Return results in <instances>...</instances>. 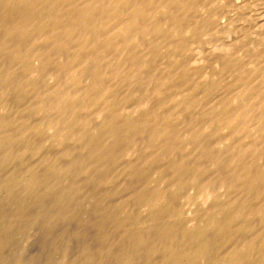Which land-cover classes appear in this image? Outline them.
Masks as SVG:
<instances>
[{
	"label": "rangeland",
	"instance_id": "374dc122",
	"mask_svg": "<svg viewBox=\"0 0 264 264\" xmlns=\"http://www.w3.org/2000/svg\"><path fill=\"white\" fill-rule=\"evenodd\" d=\"M57 1L56 0H27V1L0 0V89H1L0 90V149H1L0 150V172H1L0 173V192H1L0 193V264H124V263L125 264L127 263L128 264H157V263L181 264L182 261H185L182 264H239L238 261L241 260L240 262H242L245 258H241V256L240 258H238V256L236 255L238 253L237 250H239L237 249V245L242 244L243 242H244L243 243L244 246L245 243H247L245 246L246 248L245 250L246 251L249 250V251L244 252L246 254L248 253V255L246 254L243 255V253H240L242 254V257L247 256L249 258L252 255L253 259L249 258V260H247L248 262L250 261L249 264H253V263L262 264L261 262L264 261V249L260 248L259 245L258 247H256L255 245H251V247L248 246L247 248V245H249V241L251 244H253V239L255 238L257 230L259 229L258 226L262 223L260 219L258 218L255 219V217L252 216V211H250L252 210L251 206L254 207V208L252 207L253 209L255 210L257 209L258 205L256 203H258L259 197L257 198L256 197L257 194H256L254 196V200L252 199L253 205L251 204V202H248L249 206L247 205L245 209H243L242 208L243 206L241 207L240 205H242L241 198L243 200L242 196L244 195V191H245L246 182L244 178H241L240 181L238 182L237 181L235 182L236 179H234L233 182L234 177L230 176V179H232L231 183H229L230 185L227 183L226 185L227 187L226 186L224 188L219 187L218 182L216 181L218 180L220 173L227 174L229 173V171H231L230 165L227 163L226 160H221L218 164L214 162L216 160V157L215 159L212 157H213V153L214 154L216 153V149H212L213 142L208 138V136L206 135L201 136V132L199 130H198L199 131L198 138H196L195 141L192 140L191 142L189 141L188 143L186 142L187 140H183L186 137H188L189 131H191L190 123L194 119V117L193 118L191 117L190 119V117H188L189 114H187L188 116L186 115V117L184 115L176 116L178 117V121L176 122V125L178 126H176L174 130L171 129L172 132L170 133L171 136L169 135L170 137H167L166 139L162 138L158 143L156 141L155 143H152L154 142L152 141L153 137L149 135H148L149 137L146 135H140L143 136L141 138L140 136L138 137L136 135H132L131 139L129 138L131 134L127 135L128 137H125L124 138L125 140L123 139L120 143L121 145L120 150L116 151L117 153H115L116 155L119 154L120 156L112 155L113 157L112 156L111 157L112 158L116 157V159L114 158L115 160L111 162L110 166L108 164L105 165V163H101L100 161L102 160V158L105 159V155L108 156L109 154H101L99 155V158L100 156L102 157V155L103 157L101 159L97 158L100 161L99 164L101 167L98 166L99 164H96L98 162L96 160L91 162L86 161L87 165L85 164V162H80L81 160L77 161V159H74L73 161L70 160V162L62 161V163H60L61 160L59 159V157L61 158L63 155H65L66 151L64 152L63 149L66 150L67 149L66 146L68 145L67 142H65L64 144V141L63 142L58 141L56 143L54 142L51 145L52 149H48L49 145L46 143V139L49 134V132H47L48 131L47 122L50 119V117L52 118V115H56L55 113L56 110H53L52 107L50 106H49L50 108L47 106V108L49 109H46L45 106L43 107L44 103L43 105L42 103H40V107H42V109H38V110L41 112H39L38 110L34 111L36 108L35 105L37 106V104H39V102L37 101L39 98L38 93L39 95L43 94V96H41L42 98L44 97L46 98V95L43 92H40V90L39 92H37L36 95L35 93L33 94L31 93L27 95L26 94L19 95L16 92L15 86L14 84H12L13 82L9 79V75H10L9 73L11 71V67H13L11 66L13 63H10L12 62V60L10 59L11 56L9 55H12L11 52L14 49L32 50L33 48L31 47L35 48L37 46L34 45L36 44L34 43L36 42V40L37 41H39L40 39L42 40V37L44 38L45 35H48L45 36L46 38L50 36H54L58 32L56 31L55 34L54 32L55 30L51 28H47V29L37 28L39 31L37 30V32H34L36 31L35 29L36 26L32 25L31 27L27 28L29 29L28 32L30 31L29 34L26 32L27 29L24 32L25 34L31 35L32 37L30 36L25 37V34L22 35L23 34L22 32H20V34L17 33L19 37L21 36L23 38L24 36L23 39H25L24 41L26 43L24 41L21 42L22 38H18L19 39L18 41L20 42H18L17 44L15 43L12 44L10 39L13 34L12 32L14 31L11 30L13 28V26L11 25L12 24L11 21H13L12 19H20L21 17L22 18L42 17L43 19L46 18L50 19L51 17H53L52 20L54 19L62 20L65 17L67 18V15L69 16L75 15L76 17L80 16V18H82L85 15V14L83 15V13L86 11V9L88 10V12L91 13V16L93 15L94 17H97L99 15V17H101L100 16L102 15L101 11L103 10V12H105L104 11L105 8H102V10L100 8L108 5L107 3H110V1L112 2L114 0H109V2H107V0H95V1L72 0L69 6H65L66 8L63 6L64 4L60 6V3H62L60 1L62 0H57ZM124 1L128 6L118 7L120 9L119 11H121V14L120 13L116 14L115 15L116 17H121V16L124 17L126 13H128V15L126 14V16H130V13H133L132 6L134 5L135 7L137 4L136 7H138V3L139 4L142 3L141 4L142 7L139 6V8H137L139 9V12L141 13L143 11L145 13L144 17L142 18H147V17L156 18L158 16L162 17L163 14L160 6L168 3L170 0H124ZM93 3L95 5L99 3V5H96L99 7H94ZM102 3L103 4L106 3V5H103ZM152 3L153 4L155 3L154 5H156V3L157 5L160 4L161 5L159 7L157 6L148 7L149 4L153 5ZM210 4H212V6H214L215 8L213 7L214 8L213 9L210 6ZM58 5L60 6V8ZM86 5L88 6L89 9L86 7ZM90 6L92 7L90 8ZM198 8H200L202 14V15L200 14V16H197L199 19L194 15H192L194 17L192 18L194 22L191 19L193 22L192 24L190 18H185L184 19L185 21L183 22L184 24L180 26L182 31L179 28V32L182 33L179 35L180 38L179 37L177 38L178 41L169 42L171 44L172 43L175 44L178 42V44L182 46L188 45L189 50H162V51L157 50L159 52H157L156 50H141L142 52H146L145 56L149 59V61L153 65H155L156 67L157 65L158 67H160L161 65H162L161 67H163L168 63L170 65L172 64L170 62L177 60L176 57L180 58L179 60H181L183 64L186 63L185 65L193 64V66L205 67L207 68L208 72L209 70L211 71L214 70L216 67L218 68L222 66V64L226 60L232 61V64L235 63L233 65H236L238 67L241 66L243 67L246 65L251 66V65H255L256 63L264 65V0H228V1L207 0L205 2L200 3V5H198ZM94 11L97 13H94ZM122 11H125V13L123 12L124 14H122ZM74 12H77V14L76 13L74 14ZM117 15H121V16H117ZM216 17L217 20L215 19ZM188 19L189 21H186ZM34 26L35 28H32ZM31 28H32V32H34L33 35L30 30ZM69 30H68L69 32L72 31V29L70 28ZM75 31L80 32L81 30H75ZM9 32H11V34H9ZM41 32L43 33L42 36H38L41 35ZM51 32L54 34L51 35ZM35 33H37L36 38H35ZM80 33H84V32L81 31ZM60 35H64V33L59 32L56 36H60ZM154 36L156 35L154 34L149 35V37L152 40L155 38ZM27 40L32 41L31 47H29L31 45L30 41ZM43 40H45V38ZM64 40H66V42L68 41L67 43L63 41L64 44L67 45L69 43L68 44L69 46L68 45L64 46L63 42L61 45H63L66 49H69L70 48L69 40L67 39ZM6 46L8 47V49ZM14 46L16 47L13 48ZM177 53L179 56L177 55ZM23 55L26 54L24 53ZM26 56L27 57L30 56L31 59L33 57L31 56V54ZM171 59L173 60L171 61ZM26 60H27V64L29 65L30 63H28V61L30 60H28V58ZM44 76L45 75H43L44 78L43 84L46 85V86L44 85L45 87L47 86L48 88L53 87V84L57 86L58 83L60 85L59 80L53 78L54 79L53 81L52 77L49 76L50 82H48L49 77L45 79L46 76L45 77ZM44 86H42L41 88L42 90L43 88H45ZM43 91H45V89ZM16 95L17 97L18 96L21 97L17 98ZM194 97L191 101L195 100L196 98H197L196 100H198V97L195 98ZM30 98L31 99L33 98L32 102L35 101L36 103L35 105H33L34 102L32 103L30 101ZM189 98L191 99V96H189ZM19 99L22 100L21 103L19 102L20 101ZM44 101H45V105H47L46 103L48 101L47 98ZM181 101L182 103L184 102L183 100ZM26 102L29 104V108ZM177 103L181 104L180 101H177ZM171 107L173 108V106ZM31 108L33 111H31ZM43 109L45 111H42ZM17 111L21 113H18ZM93 111L95 113L94 112L92 113L93 115L95 114L94 116L96 117L97 110L96 111L93 110ZM92 113H88V123L86 128L90 127L92 129L94 127L92 125L94 121L92 119L93 117L91 116ZM19 114L22 115L18 116ZM171 115H168V117H171ZM15 116L16 118L18 117V119H16ZM12 118L14 120H12ZM19 119L21 120L19 121ZM11 120L12 123H14L13 125H11L12 127L9 126ZM15 121H17V123L20 124L18 125ZM99 121L100 122L98 123L100 124L98 125L97 123L98 126L97 129L101 127H102L101 129H103V130L99 129V131L105 132L106 130V132H108V130L109 131L112 130L111 127H113V123L111 122V120L109 121L108 118L105 119V117L103 116L102 119ZM195 121L196 119L193 122ZM27 122L30 123L26 127L27 124L25 125L24 123ZM110 122L112 124H110ZM30 124H33V126L32 125L30 126ZM23 125L24 127H22ZM187 125L189 126V129ZM13 127H16L17 129ZM181 127L185 129L184 131L186 130L188 131L186 132V134L184 132L183 135L184 137L181 138L180 141L176 139L177 138L176 135H178V132L183 133ZM178 128H181V130ZM20 129L26 130V132H24L23 130L22 132ZM19 131H21V133ZM8 136L10 137V139L12 137H14L15 139L18 138L16 141H13L11 139L15 146L12 144V141H11L12 145H10V147L9 145H4L7 144L6 139ZM27 136L29 137L31 136V139L34 140V143L33 140L31 142L30 138L28 137L29 138L28 139ZM173 139L176 141H174ZM124 142H126V144ZM146 142L148 143V146ZM45 143L47 145L46 148H44ZM61 143H63V145ZM211 143H212V147L211 145H209ZM30 144H34V145L36 144L38 146L35 145L33 147V145ZM122 144H124L123 147ZM128 144L130 146H128ZM58 145H59L58 149L59 148L60 150L62 149L60 152L58 149H57L58 151L55 150ZM7 146L9 148H7ZM126 146H128V148ZM5 147L7 148V150H5ZM29 147L31 148L28 150ZM34 148H36V152ZM77 148H75L76 150L74 149L75 154L77 151H80V147L79 149ZM22 150L23 152L24 151L25 152L23 153ZM38 150L41 151L39 152ZM54 150L55 152L52 153V151ZM127 150L130 151L127 152ZM7 151L9 152L7 153ZM11 151L13 152V154H10ZM32 151H34L35 153ZM43 151L45 152V154L43 153ZM123 153L124 154L126 153L125 157L124 155H122ZM41 154L43 156H41ZM46 154L48 155L46 156ZM7 155L9 157H7ZM76 155L78 159H84L83 157L78 156V154ZM48 156H50V158L53 160L52 162ZM107 156L106 158L110 157ZM73 157L76 158V156ZM44 159L46 160L44 161ZM58 159L59 162H57ZM109 160H111V158H109ZM209 160L211 162L213 161L214 164L212 165L211 162H208ZM53 162L58 163V165L61 164L60 167L64 163L63 165L64 169H62L63 167L60 168L55 163L53 164ZM89 162L92 166L88 164ZM94 162L96 165H94ZM72 163L76 165V167L74 166L75 168L73 167ZM113 164L116 166H113ZM102 165L104 166L105 169L104 168L102 169L103 167ZM199 165L201 167H204L205 169L204 168H203L204 170L202 168L200 169ZM54 166L58 167V169H56V167ZM87 166L88 168L89 167L90 168L88 169ZM105 166L106 167L108 166V168L109 167L110 168L106 169ZM209 166H211L212 168H210ZM91 167H95V168H91ZM35 168H38L40 171ZM210 169H213V171ZM62 170L64 171L62 172ZM70 170H72V173H70L71 172ZM80 170L82 172H85L86 174L82 173ZM214 170H216L217 172L216 174L219 173V175H217L218 178L215 176L217 178V179L215 178V181H214V175L216 174L214 175L209 174L211 173V171L214 172ZM205 171H207V173ZM29 172L33 174L31 175ZM38 172L44 174V176L43 175L40 176ZM196 172L198 173L199 176L197 175ZM204 172L206 173V175L205 176L201 175ZM138 173L139 175H137ZM69 174L72 175L70 176ZM210 175L213 177V179ZM227 175H232V174L230 172ZM29 176L31 179L29 178ZM208 176L211 178L208 179ZM41 177L44 179H42ZM58 177H61L62 180L61 178ZM200 177H202V179L204 180H200L201 179ZM205 177L207 178L205 179ZM33 178L34 181L32 180ZM45 178H47V181ZM12 179H15L16 181L13 180L14 181L13 182ZM17 179L19 182L17 181ZM27 179H30L31 181ZM203 181L205 182L214 181V183L216 184L210 182L212 185H209L208 182L205 183ZM6 182L8 183L6 184ZM40 182L44 183L45 185L41 184ZM68 185H70V187ZM200 185H202V187ZM215 185L216 187L214 188ZM24 186H26L27 190L29 187L30 191L29 190L27 191ZM206 186L212 189L207 190ZM32 187L34 188L32 189ZM39 189H40V193H39ZM207 191L211 196L210 199L206 198V194H208ZM29 192L32 196L29 194ZM34 196L37 197L35 198ZM30 197H32L33 199H30ZM255 198L257 201L255 200ZM58 199L59 200L61 199L62 201H59ZM57 202H59V204L57 205L56 208L54 206H56ZM239 207H241L243 211L241 210V208L239 209ZM19 208L21 209V211ZM57 210L61 212L59 213L61 215L56 214ZM239 210H241V214L238 213L240 212ZM246 211L248 212L250 211L249 212L250 214L247 213ZM49 212L51 213V215L49 214ZM222 219L223 220L227 219V220L223 221ZM225 222L227 225L224 224ZM43 223L44 226L42 225ZM256 223L258 224L256 225ZM218 225L221 226L222 228L219 227ZM250 225H253V228H251L252 226L250 227ZM254 226H256V228ZM240 227L242 232L246 231L247 234L246 233L243 234L240 230ZM247 227L250 230L251 229L254 230L247 231L248 230ZM218 228H221V230ZM223 228L226 230V232H224L225 230ZM235 228L239 229L240 231H238L237 229L234 230ZM198 231L200 232L198 233ZM238 232L240 233L237 234V236H235L236 233ZM199 234L200 237H197V240L196 238H193V235H199ZM169 235L173 241L169 239L168 237ZM239 235L244 240H242L241 237L240 239ZM186 239H188L189 241L188 240L186 241ZM206 239L207 240L209 239L210 241L208 242L206 241ZM200 240L203 241V244ZM216 241L219 243V245L222 244V246L221 245L219 246ZM214 242L216 243V245L214 244ZM210 243L212 246H208ZM199 245L202 246V248ZM203 245L206 246L204 249H203ZM217 245L221 248L222 247L224 248H222V250L220 251L221 248L217 247ZM240 246L241 245H239L238 247L244 248L243 246L242 247ZM209 247L212 248V250ZM254 247H256L259 250V251L257 250L258 255L255 254L257 252H256V248ZM206 248L208 250L210 249V251L209 252L206 251ZM215 249L218 252H214L216 251ZM223 249L225 250L223 251ZM172 250L174 253L172 252ZM177 250L178 252H176ZM190 250L192 251L190 252ZM193 250L195 252H193ZM201 250L202 252H200ZM198 251L200 252L199 253L200 256H197L199 255L197 253ZM205 251L206 253L208 252L209 254L208 253L205 254L204 253ZM226 251L228 252L227 255L225 253ZM250 252H254V253H250ZM233 253L235 254V256ZM178 254H180L181 256ZM189 254L191 255V257H189ZM201 254L202 255L205 254L206 257L204 255L202 256ZM222 254H224V256H222ZM229 254L234 257L230 256L228 257L229 259H227V256H229ZM253 254L255 256H253ZM259 254L263 256H260ZM177 256L179 257L176 258ZM259 256L260 258H258ZM182 257L183 259L180 262ZM261 258L263 261L260 260ZM233 259L235 260L236 263L232 261ZM246 259L244 261L248 264ZM253 260L254 261L256 260L255 261L256 263L253 262ZM259 260L260 263H258Z\"/></svg>",
	"mask_w": 264,
	"mask_h": 264
},
{
	"label": "bare ground",
	"instance_id": "6f19581e",
	"mask_svg": "<svg viewBox=\"0 0 264 264\" xmlns=\"http://www.w3.org/2000/svg\"><path fill=\"white\" fill-rule=\"evenodd\" d=\"M71 1L72 0H65V1L62 0V1H60V2H62V3H60V6H62V4H64L63 5L64 7L69 6ZM205 1H207V0H170L168 3H166L162 6H160L161 5L160 3H159L160 5H157L158 2L156 3V5H154L155 3L154 4L152 3L153 5L149 4L148 7H151V6L152 7L153 6L159 7L160 6V8L162 9L163 16L159 17L157 15L158 17H156V18L155 17L154 18H151V17L142 18V17H144L145 13L143 11L140 13L139 9H137V8H139V6L142 7L141 6L142 3L141 4L138 3V7H136L137 4L135 7H134V5L132 6L133 13H130V16H126V14L128 15V13H126L124 17L121 15H117V16H121V17H116L115 16L116 14H119V13L121 14V11H119L120 9L118 7H123V6L126 7L128 5L125 3L124 0H114V1H112L113 3L111 1H110V3H107L108 5H106V3L105 4L102 3L103 5H106V6L101 7L100 9L102 10V8H105L107 11L104 9L105 12H103V10H102L101 11L102 15H100L101 17H99V15L97 17H94L93 15L91 16V13L88 12V10L86 9V11L83 13V15L85 14L86 16L84 15L82 18H80V16L76 17L75 15H70V16L67 15V18L65 17L66 19L65 18L62 19L63 17L59 18L62 20H58V19L52 20L53 17H51V16H50L51 17L50 19L49 18L47 19L46 17H45L46 19H43L42 17H39V18H28V17L22 18L21 17L20 18L21 20L20 19H12L13 21L10 20L12 23L11 25L13 26V28L11 30H13L14 32H12L13 34H12L11 39L9 38L11 40L12 44H14V43L17 44L18 42H20V41H18L19 40L18 38H22L21 36L19 37L17 33L20 34V32H22L23 34L22 33L21 34L24 35L25 30L28 27H31L32 25L36 26V28H35V26L32 27V28L36 29V31H34V32H37L38 29L51 28V29L55 30L54 31L55 34L57 31L58 33L59 32L64 33V35L56 36L58 34L57 33L56 35L50 36L47 38L45 36H48V35H45L44 36L45 40H43L44 39L43 37H42V40L39 37V39H40L39 41L36 40V42H34V40H33V42L36 43V44H34V43L33 44L38 46V47L36 46L35 48L31 47L32 46V43H31L32 41H30L31 39L27 40V41H30L31 45L29 47L33 48L32 50L31 49L30 50H26V49L25 50H20V49L15 50L14 49L11 52L12 55H9V56H11L10 59L12 60V62H10V61L9 62L13 63L11 65L13 67H11V71L9 73L10 74L9 79L13 82L12 84H14L16 92L19 95H23V94L27 95V94H31V93L32 94L35 93V95H36L37 92H39V90H40V92H43L46 95V98L48 100L46 102L47 105H45V101H44V100H46V98L45 97H44L45 99L42 98L41 96H43V94L39 95V93H38L39 98H38V100L36 98L35 99L39 102V104H37V106H36L35 101H33L34 102L33 105H35V107H36L34 111H37L38 109H42V107H40V103H42V105L44 103L43 107L45 106L46 109H49L50 107H52L53 110H56V112H55L56 115H52V118L50 117V119L47 122L48 131L47 130L46 131L49 132V134L47 133L48 137L47 136H45V137H47L46 143L49 145L48 149H52L51 145L54 142L56 143L58 141L59 142L64 141V144H65V142H67V144H68L66 146L67 149L66 150L63 149L64 152L66 151L65 155H63L61 158L59 157V159L61 160L60 163H62V161L63 162L64 161L70 162V160L73 161L74 159H77V161L81 160L80 162H85V164H86V161L91 162V161L96 160V161H98L96 164H99V162L101 161V163H105V165L108 164L110 166L111 162H113V160L116 159V157H114L115 159L112 158L113 157L112 155L115 156L116 155L115 153H117L116 151L120 150V148H121L120 143L125 137H128L127 135L131 134L129 137L130 139H131L132 135H136L138 137L140 135H146V136L149 135V136L153 137V140L152 139L151 140L154 142H152V143H155V141L158 143L162 138L166 139L167 137H170L171 136L170 133L172 132L171 129L174 130L175 127L178 126V125H176V122L178 121V117H176V116L184 115L186 117V115L189 114V116L188 115L187 116L190 117V119H191V117L192 118L194 117L193 121L196 119L195 122L190 120V121H192L190 123V129H191V131H189L190 136L188 135V137H186L188 139L185 138L183 140H187L186 142H188V143H189V141L191 142L192 140L195 141V139L198 138V135H199L198 132L199 131L201 132V136L202 135L208 136V138L213 142V148L212 149H216V153L215 154L213 153V157H212L214 159L216 157V160L214 162L216 164H218L221 160H226L227 163L230 165V169H231V171H229V173L231 172L232 175H227L229 173H227V174L226 173L225 174L220 173V176L218 178L217 175H219V173L216 174L217 173L216 170H214L215 173L212 172L213 169H210L212 171L209 174H211V175L216 174V175H214V181H215V178L217 177L218 180L216 182H218V185L221 188H224L227 185V183L228 184L231 183L232 179H230V176L234 177V178L232 177L233 182H234V179H236L235 182L240 181L241 178L245 179V182H246L245 183V191H244V195L242 196L243 200L241 198L242 205H240L241 207L243 206L242 207L243 209H245V207L248 205V202H251V204L253 205L252 199L254 200V196L257 194L256 197L257 198L259 197L258 203H256L258 205V207L255 210V209H253L254 207L250 205L251 209H252L250 211H252V216L255 217V219H257V218L260 219L262 223L258 226L259 229L257 228L258 230H257V233L255 235V238L253 237L254 238L253 244H251L249 241V245H247V248H248V246L251 247V245H255L256 247H258V245H259L260 248L264 249V65L257 64L255 62L256 63L255 65H251V66L246 65L243 67L242 66L238 67L236 65H233L235 63L232 64V61L226 60V61H224L222 66H220L218 68L216 67L214 70H211V71L209 70V72H210L209 73L207 71V68H205V67L193 66V64L192 65H189V64L185 65L186 63L183 64L181 62V60H179L180 58L176 57L177 58L176 61L174 60L173 62H170L172 64L169 65V63H168L167 65H165L163 67H161L162 65L160 67H158V65H157V67H156L145 56L146 52L141 51V50H156V51L157 50H159V51L160 50L161 51L162 50H189L188 45L182 46V45L178 44V42L175 44L174 43L171 44L169 42L170 41L171 42L178 41L177 38L179 37L180 34H182L179 32V28L182 24H184L183 22L185 21L184 20L185 18H190V21L192 22V20H193L192 18H194L192 15H194L195 17L200 16L201 11H200V8H198V5H200V3L205 2ZM98 2H100V1H98ZM107 2H109V0H107ZM31 3H33V2H31ZM76 3H78V2H76ZM96 5H99V3H97ZM96 5L94 4V7H99ZM60 6H59V8H60ZM210 6L212 8L214 7V6H212V4H210ZM86 7L88 8L87 5H86ZM91 7L92 6H90V8ZM157 7H155V8H157ZM31 9H32V7H31ZM123 9H121V10H123ZM201 9H202V7H201ZM158 10H160V9H158ZM125 11H122V14H124ZM202 12H203V10H202ZM50 13H52V12H50ZM75 13L77 14V12H74V14ZM94 13H97V12L94 11ZM35 14H34V16H35ZM59 16H60V14H59ZM219 18H220V16H219ZM215 19L217 20V17ZM186 21H189V19ZM193 22H194V20H193ZM193 22H192V24H193ZM12 26H10V27H12ZM32 28L30 29L31 32H32ZM69 28L72 29L71 32H69L70 31ZM35 29H33V30H35ZM215 29H216V27H215ZM28 30L29 29H27L26 32L29 34L30 31L28 32ZM75 30H81L84 33H80L81 31L80 32L77 31V32H79V33H77ZM180 30H181V28H180ZM132 31H134V32H132ZM215 31H217V30H215ZM15 32H16V34H15ZM34 32H32V35ZM52 32H51V35L54 34ZM136 32H139V33H136ZM135 33H136V35H135ZM150 33L156 35V36H154L156 39L154 38L152 40L149 37V35H151ZM9 34H11V32H9ZM28 34H25V37L26 36L32 37L31 35H28ZM36 34L37 33H35V38H36ZM42 34L43 33L41 32V35H38V36H42ZM44 34H46V33H44ZM49 35H50V32H49ZM23 38H24V36H23ZM23 38H22L21 42H23L25 40ZM64 39L69 40V42H70V48L69 49H66L64 47V46H67L69 44L68 43L67 45H65L64 42H66V40H64ZM62 42H63L64 46L61 45ZM243 42H245V41H243ZM16 46H14L13 48H15ZM7 49H8V47H7ZM46 49H48V50H46ZM159 51H157V52H159ZM24 53L26 55L31 54V56H33L32 59L30 58V56L27 57L26 55H23ZM22 55H23V57H22ZM177 55H178V53H177ZM6 56H7V54H6ZM27 58H28V60H30V61H28V63H30L29 65L27 64V60H26ZM173 59H171V61ZM233 60H234V58H233ZM43 75L46 76V77L44 76L45 79H47L49 76H51L52 79L55 78V79L59 80L60 85H59V83H58V85L56 83L57 86H55L53 84V87H50V88H48V86L45 87L46 85L43 84V79H44ZM48 79H49L48 82H50V77ZM53 81H54V79H53ZM11 86H13V85H11ZM42 86L45 87V88H43V90L45 89V91H43L41 89ZM189 96H191V99L189 98ZM194 96L198 97V100H196L197 99L196 98L195 99L196 101L195 100L191 101ZM9 97H11V96H9ZM16 97H17V95H16ZM18 97H21V96H18ZM22 97H24V96H22ZM29 97H30V95H29ZM185 97H186V100H185ZM32 99L30 98L31 102H32ZM22 100H20L19 102L21 103ZM41 100H43V101H41ZM181 100H183V101L185 100V101L182 103ZM188 100H190V101H188ZM177 101H180L182 105L178 104ZM26 104H28V103L26 102ZM209 104H210V107H209ZM24 105H22V106H24ZM47 106L48 107L50 106V107L47 108ZM171 106H173V108ZM20 107H21V105H20ZM28 108H29V104H28ZM171 108H172V110H171ZM93 110H95V111L97 110L96 117L94 116L95 114L93 115V113H92V112H94ZM14 111H15V109H14ZM31 111H33L32 108H31ZM42 111H45V110L43 109ZM39 112H41V111H39ZM13 113H15V112H13ZM18 113H21V112H18ZM88 113H92L91 116L93 117L92 119L94 120L92 123V125L94 127L92 129L90 127L86 128L87 123H88ZM171 113H172V115H171ZM34 114H35V112H34ZM196 114H199V115H196ZM20 115H22V114H19L18 116H20ZM168 115H171V117H168ZM53 116H55V117H53ZM103 116L105 117V119L108 118L109 121L111 120V122L113 123V127H111L112 128L111 131H109L108 129H107L108 132H106V130H105V132L99 131V129H101L102 127L97 129L98 128L97 123L100 122L99 120H101ZM15 118H16V116H15ZM16 119H18V117ZM187 119H189V118H187ZM12 120H14V119L12 118ZM12 120L10 121V125H9L10 127H12L11 125L14 124V123H12ZM20 120L21 119H19V121ZM15 122L17 123V121H15ZM23 122H26V121H23ZM111 122H110V124H112ZM29 123L27 122L24 124L25 125L27 124L26 125V127H27ZM99 124L100 123H98V125ZM31 125L33 126V124H30V126ZM92 125H91V127H92ZM22 127H24V125ZM13 128H16V127H13ZM181 128H178V129L181 130ZM28 129H29V127H28ZM188 129H189V126H188ZM101 130H103V129H101ZM184 130L185 129L182 128L183 133L178 132V135H176L177 138L174 135L173 136L176 139L180 140L181 138L184 137L183 136L184 132L186 134V132L188 131V130H186V131H184ZM21 131H19V132L21 133ZM23 131L26 132V130H23ZM31 131H33V130H31ZM13 134H14V132H13ZM28 134H29V132H28ZM16 135H17V133H16ZM14 136H15V134H14ZM28 137L29 136H27V138ZM141 137H143V136H140V138ZM29 138L32 142L33 139H31V136ZM63 138H65V139H63ZM140 138H138V139H140ZM5 139H4V141H5ZM11 139L13 141H16L18 138L15 139L14 137H12ZM11 139L8 136L6 139L7 144H4V145H9V147H10V145L13 144V141ZM130 139H129V141H130ZM146 139H149V138H146ZM23 140H21V141H23ZM11 141H12V144H11ZM174 141H176V140H174ZM33 143H34V140H33ZM46 143H45V146L43 145L44 148H46V146H47ZM124 143L126 144V142H124ZM61 144L63 145V143H61ZM16 145H17V143H16ZM30 145H33V147H34L36 144L35 145L30 144ZM54 145H56V144H54ZM59 145L57 146V148L55 147L56 148L55 150L56 151L59 150V152H60L62 149L61 150H60V148L58 149ZM209 145H211V147H212V143ZM36 146H38V145H36ZM123 146H124V144H122V147ZM128 146H130V145L128 144ZM128 146H126V147L128 148ZM147 146H148V143H147ZM9 147L7 146V148H9ZM79 147H80V151H77L76 154H78V156H80V157H83L84 159H78L77 155L75 154L74 149L75 148L79 149ZM7 148L5 147V150H7ZM22 148H25V147H22ZM30 148L31 147H29L28 150ZM36 148H34L35 152H36ZM8 150H10V149H8ZM55 150L52 151V153L55 152ZM25 151H26V149H25ZM122 151H123V149H122ZM129 151L127 150V152H129ZM8 152L9 151H7V153ZM11 152H10V154H13V152L12 153ZM22 152H23V150H22ZM32 152H34V151H32ZM49 152H51V151H49ZM43 153L45 154L44 151H43ZM101 154H109L108 156H110V157L105 155V159H104V158H102L103 157V155H102V157L100 156V158H99V155H101ZM120 154H121V152H120ZM125 154L123 153L122 155H124V157H125ZM8 155H7V157L10 156V155L9 156ZM47 155L48 154H46V156ZM50 155H51V153H50ZM118 155H116V156H118ZM214 155H216V156H214ZM3 156H1V157H3ZM41 156H43V155L41 154ZM73 156H76V158ZM106 156L108 158H106ZM48 157L50 158V156H48ZM97 158H99V159L102 158V160L99 161V159H97ZM109 158H111V160H109ZM11 159H13V158H11ZM59 159L57 162H59ZM45 160L46 159H44V161ZM37 161H38V159H37ZM52 161L53 160L51 159V162ZM77 161H76V163H77ZM90 162L88 163L89 165H91ZM116 162H117V160H116ZM208 162H211V161L209 160ZM39 163H41V162H39ZM54 163L55 162H53V164ZM211 163H212V165L214 164L213 161ZM55 164L59 167L61 165V164L58 165V163H55ZM96 164L94 162V165H96ZM44 165H45V163H44ZM44 165H42V166H44ZM63 165H64V163H63ZM63 165L60 168H62ZM72 165H73V167L74 166L76 167V165H74L73 163H72ZM42 166H41V168H42ZM98 166H100V164ZM98 166H97V168H98ZM113 166H116V165L113 164ZM34 167H35V165H34ZM54 167H56V166H54ZM199 167H200V169L204 168V167H201L200 165H199ZM209 167L212 168L211 166H209ZM65 168H66V166H65ZM78 168H80V167H78ZM87 168H88V166H87ZM91 168H95V167H91ZM103 168H104V166L102 167V169ZM109 168H108V166L106 167V169H109ZM35 169H38V168H35ZM50 169H52V168H50ZM56 169H58V167H56ZM62 169H64V167ZM111 169H112V167H111ZM38 170H36V171H38ZM48 170H49V168H48ZM53 171H56V170H53ZM63 171L64 170H62V172ZM70 171H71L70 173H72V170H70ZM84 171H85V168H84ZM86 171H88V170H86ZM57 172H58V170H57ZM205 172L207 173V171H205ZM38 173L40 174V176L41 175L44 176V174H42L40 172H38ZM82 173H85V172H82ZM204 173H202L201 175L205 176L206 173L205 174ZM36 174H37V172H36ZM73 174H74V171H73ZM77 174H78V172H77ZM62 175H64V174H62ZM69 175L71 176L72 174H69ZM137 175H139V173ZM197 175H198V173H197ZM30 176H29V178H30ZM53 177H54V175H53ZM73 177H75V176H73ZM202 177H200L201 178L200 180H204V179H202ZM211 177L208 176V179ZM34 178L32 179L33 181H34ZM47 178H48V176H47ZM47 178H45L46 181H47ZM58 178H61V177H58ZM62 178H63V176H62ZM62 178H61V180H62ZM206 178L207 177H205V179ZM30 179H27V180H30ZM38 179H39V176H38ZM42 179H44V178H42ZM212 179H213V177H212ZM13 180H15V179H12V181ZM27 180H26V182H27ZM17 181H18V179H17ZM214 181H212V182L206 181V182H208L209 185H212L211 183H214ZM203 182H205V181H203ZM7 183L8 182H6V184ZM208 183H207V185H208ZM41 184H44V183H41ZM214 184H216V183H214ZM22 185H24V184H22ZM204 185H206V184H204ZM14 186H15V184H14ZM32 186H34V185H32ZM68 186L70 187V185H68ZM200 186L202 187V185H200ZM24 187L27 190L26 186H24ZM215 187H216V185L214 186V188ZM33 188L34 187H32V189ZM208 189H212V188L207 187V190ZM28 190H29V187H28ZM8 192H9V190H8ZM72 192H73V190H72ZM39 193H40V189H39ZM207 193H208V191H207ZM258 193H259V195H258ZM27 194H28V192H27ZM29 194H30V192H29ZM39 195H41V194H39ZM210 197L211 196L209 195V193L206 194L207 199H210ZM19 198H21V197H19ZM30 199H33V198L30 197ZM255 200H256V198H255ZM59 201H62V200L60 199ZM256 201H254V202H256ZM58 204H59V202H57L56 206H54V207L57 208ZM239 204H240V201H239ZM256 204H255V206H256ZM62 205H65V204H62ZM33 206H35V205H33ZM241 207H239V209ZM58 208H61V207H58ZM242 208H241V210L243 211ZM241 210H239L240 212H238V213L241 214ZM20 211H21V209H20ZM58 211L59 210H57V212ZM63 211H64V209H63ZM57 212H56V214L61 213L60 211L58 213ZM246 212L249 213L248 211H246ZM49 214L51 215L50 212H49ZM59 215H61V214H59ZM54 216H55V214H54ZM48 220H50V219H48ZM224 220H227V219H224ZM67 222H69V221H67ZM258 223H260V222H258ZM258 223H256V225ZM3 224H4V222H3ZM224 224H226V222ZM42 225L44 226V223ZM140 227H141V225H140ZM219 227H221V226H219ZM241 227H240V230H241ZM250 227L253 228V225H250ZM254 227L256 228V226H254ZM221 228H218V229L221 230ZM237 228H235L234 230H236ZM237 230L240 231L239 229H237ZM245 230H247V229H245ZM249 230L250 229L248 228L247 231H249ZM251 230H254V229H251ZM255 231H256V229H255ZM199 232L200 231H198V233ZM224 232H226V230ZM241 232H242V230H241ZM86 233H87V231H86ZM239 233L240 232L236 233L235 236H237V234H239ZM242 233L244 234V233H246V231L245 232L243 231ZM200 234L199 235H193V238H196V240H197V237H200ZM240 235H239V238L241 237ZM190 236H192V235H190ZM204 236H206V235H204ZM204 236H203V238H204ZM251 236H254V235H251ZM168 237H169V239H171L170 235ZM187 240L188 239H186V241ZM202 240H200V241L203 244ZM242 240H244V239L242 238ZM206 241L209 242L210 240L206 239ZM236 241H237V239H236ZM238 241H240V240H238ZM204 242H205V240H204ZM208 242H206V243H208ZM206 243H205V245H206ZM243 243L237 245V249H239L237 251L239 254L237 253L236 255L238 256V258H240V256H241V258L246 259V258H248L247 256L242 257V254H240V253H243V255H245L246 253H244V252L249 251V250L248 251L245 250L246 249L245 246L247 243H245V246L243 245ZM214 244L216 245L215 242H214ZM194 245H195V243H194ZM218 245H219V243H218ZM218 245H217V247H219L220 245L222 246V244H220L219 246ZM239 245H241L240 247L243 246L244 248H239L238 247ZM185 246H183V247H185ZM208 246H212L211 243ZM189 247H190V244H189ZM192 247H193V245H192ZM200 247L202 248V246H200ZM205 247L206 246L203 245V249ZM256 247H254V248H256ZM219 248H221V247H219ZM222 248H224V247H222ZM222 248L220 249V251L222 250ZM210 249L212 250V248H210ZM210 249L208 250L206 248V251L209 252ZM197 250H198V248H197ZM202 250L200 252H202ZM224 250L225 249H223V251ZM257 250L258 249L256 248V252H257ZM191 251L192 250H190V252ZM195 251H196V249H195ZM195 251L193 250V252H195ZM206 251L204 252L205 254L208 253V252L206 253ZM172 252H173V250H172ZM176 252H178V250ZM200 252L198 251L197 253L199 254ZM214 252H218V251L216 250ZM262 252H263V250H262ZM211 253H213V252H211ZM225 253L227 255L228 252L226 251ZM250 253H254V252H250ZM259 253H261V252H259ZM205 254H203V255L206 257ZM255 254L258 255V252ZM178 255H180V254H178ZM193 255H195V254H193ZM246 255H248V253ZM259 255L263 256L261 254H259ZM197 256H200V254ZM222 256H224V254H222ZM230 256L231 255L229 254V256H227V259H229L228 257H230ZM234 256H235V254H234ZM234 256H231V257H234ZM253 256H255V255L253 254ZM260 256L258 258H260ZM178 257L179 256H177L176 258H178ZM189 257H191L190 254H189ZM249 258H252V255ZM249 258L246 259V261L249 260ZM182 259H183V257L181 258L180 262L182 261ZM230 259H232V258H230ZM237 259H236V261H237ZM123 260H125V259H123ZM244 260L242 262H240L241 260L238 261L239 264H245L246 262ZM260 260L263 261L262 258ZM260 260L258 263H260ZM232 261L235 262L234 259ZM255 261L253 260V262H255ZM257 261H258V259H257ZM175 262H177V261H175ZM183 262H185V261H182L181 264ZM249 262H248V264H249ZM251 263H252V261H251ZM261 263L264 264V261ZM157 264H160V263H157Z\"/></svg>",
	"mask_w": 264,
	"mask_h": 264
}]
</instances>
